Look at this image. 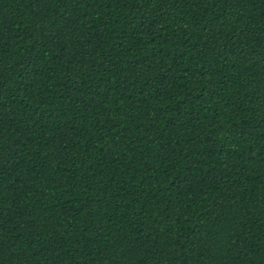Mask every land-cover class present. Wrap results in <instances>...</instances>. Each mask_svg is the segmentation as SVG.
<instances>
[{
  "label": "trees",
  "instance_id": "trees-1",
  "mask_svg": "<svg viewBox=\"0 0 264 264\" xmlns=\"http://www.w3.org/2000/svg\"><path fill=\"white\" fill-rule=\"evenodd\" d=\"M0 264H264V0H0Z\"/></svg>",
  "mask_w": 264,
  "mask_h": 264
}]
</instances>
